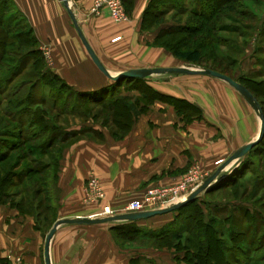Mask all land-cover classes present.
<instances>
[{
  "label": "crops",
  "instance_id": "1",
  "mask_svg": "<svg viewBox=\"0 0 264 264\" xmlns=\"http://www.w3.org/2000/svg\"><path fill=\"white\" fill-rule=\"evenodd\" d=\"M10 1L32 28L46 69L86 95L117 90L93 63L62 0ZM149 1L132 0L128 19L115 22L106 8L92 13L95 0H69L83 36L110 74L171 67L169 52L152 46L157 32L141 28ZM194 76L206 75L175 74L172 80L148 83L162 95L197 106L200 117L187 122L168 101L155 99L123 138L102 130L101 141L82 139L63 149L56 178L60 207L49 229L38 228L32 214L0 204V264H45V239L58 220L104 217L98 213L107 207L115 215L126 213L125 207L142 199L146 189L177 185L194 165L211 173L216 161L254 140L257 115L251 105L228 83L210 76L214 90L199 95L188 81ZM92 175L104 197L85 204L86 180ZM167 220L157 215L138 222L159 227ZM116 225L123 222L59 225L49 244L50 264H129L139 254L156 264H177L168 251L122 245L114 237Z\"/></svg>",
  "mask_w": 264,
  "mask_h": 264
},
{
  "label": "rangeland",
  "instance_id": "2",
  "mask_svg": "<svg viewBox=\"0 0 264 264\" xmlns=\"http://www.w3.org/2000/svg\"><path fill=\"white\" fill-rule=\"evenodd\" d=\"M121 1L128 19L124 1ZM152 5L153 8L150 11L147 22V25L152 22L149 25L151 26L149 30L156 31L157 36L162 30L168 31L178 27L177 33L169 34L165 38L171 43L179 42L178 46L180 48L199 49L201 53V61L191 63L178 59L169 49L161 47L166 49L174 58L168 66L193 69L214 68L235 79L246 81L255 95V90L257 89L264 93V0H154ZM8 7L12 8L10 3ZM153 13L155 15H152ZM7 15L10 17V24H17L18 26V31H20L18 38L25 39L27 37L25 35L27 28H24L26 27V20L12 9ZM11 40L16 41V38ZM17 43L18 41L4 47L3 51L0 50V55L4 58L0 64V80L2 79L0 81V102L2 104L1 107L9 109L10 114L13 115L14 113L16 117H21V138L15 139L6 135L1 136V138L6 141V143H3L4 145L10 143L19 145L18 149L9 151V162L13 163L19 155H25V159L20 160L19 166L13 170L15 171L14 173L24 175L25 172L29 171L28 167L34 168L38 173H29L21 186L9 189L10 194L4 201L8 203L7 205L9 203L17 204L23 198L30 202L32 200V193L36 190L40 194L37 193L35 195L36 199L34 202L38 203L40 201V206L39 209H34L31 213H44V215H51L50 213H52L55 215V213H58L60 204L59 191L53 174L55 162L63 151L58 154L59 148L62 145L60 141L63 138H67L66 143L71 141V144L82 139L101 141L97 139V134L102 133V130H106L111 137L112 133L118 132V130L116 126H112L111 124H109L110 127L102 124L106 113L101 110L98 112L100 118L95 121L90 117L83 118L77 116L76 112L74 114L71 113L70 109L75 99V91L60 89V92H58L59 83L54 81L52 77H49V71H44L45 68L43 66L41 69L29 67L39 55L37 53L28 54L31 51H36L37 47H20ZM152 46L160 47L156 46L154 41L152 42ZM21 55H26L25 59L28 60V64L23 74L17 76L20 68L19 66L15 69L13 68L16 67V62ZM44 57L45 55L43 54V61L46 65L47 62ZM11 69L10 76L1 75L3 71L9 72ZM42 73H45L44 75L48 77V80L41 78ZM174 77L175 74H163L152 75L144 79L146 80L145 83L152 88L148 83L149 81L160 83L162 80H172ZM188 79V81L193 83L192 87L199 95L200 92L205 94L208 93V90L210 93L211 90H214L213 83H210L212 80L207 78V76H194V78ZM49 80L53 82V85L48 83ZM129 84L130 86L135 85L128 82L125 83L126 86L123 85L117 89L124 94L127 93V96L132 101L140 95L139 90H136L138 88L149 95V91H146L143 86L135 85L136 89H128ZM18 90H20V93L16 94ZM135 91L138 92V95L135 93L133 95L129 94ZM29 93L32 96L27 99ZM58 94L62 99L68 95V107H60L62 104L56 100ZM41 97L56 105V110L46 108L48 110L47 119H45L46 126L48 127L46 131H40L36 125L33 127L32 123L29 124L30 112L36 108L35 105L33 106L34 102L32 101L38 102L36 99H40ZM257 98L264 119V96H257ZM161 100L164 99L161 98ZM22 103H24L23 106L18 107V109L15 108V106H19ZM142 104V102L139 103L138 107H141ZM90 108H92L90 110L91 113L99 110V107L95 106H90ZM58 111L60 114H57ZM61 111H64V114H61ZM12 115L11 117L13 118L14 115ZM256 115V134H258L261 126V117L257 113ZM0 119V128L14 129L11 118L8 119L0 115ZM49 137L52 138L53 143L50 148H46L50 140ZM258 147L242 158V160L246 159V162L241 166L242 160L240 161L238 165L240 167L236 171L240 172L238 176L240 175L241 179L236 178L237 174L226 179V181L236 179V183L233 186L215 188L210 190V192L205 191L195 198L196 206L204 214L203 221L208 223L211 221V218L214 219L213 227L219 232L217 236L212 237L211 241L210 250L212 249L211 251L214 252V259H211L212 264H264V142ZM1 149H4V147L0 146ZM221 163V160L220 162L216 161L215 169L211 173H204L197 165L192 166L186 171L179 184L169 186V188L179 186L178 190L176 192H168L158 206L163 208L184 199L201 180L204 181ZM193 176H196L197 180L190 181L189 179ZM94 177L99 182L101 190H103L99 179L96 176ZM88 180L87 178L85 185L86 192ZM217 184L213 187H216ZM27 185H30L32 193L25 192ZM162 188H168V186L148 188L143 197L149 190H159ZM17 192H20V194ZM47 197L48 202L46 201ZM86 198L87 196L84 203H91ZM49 205L53 210L49 211L47 209ZM189 210L190 208L185 213ZM179 214L180 212L176 210L162 214L163 218L166 216L169 220L159 227L150 226L146 223L139 224V222L137 224L142 230L165 228L173 222H175V227L178 223L184 222L183 218L179 221L175 220ZM46 228L49 229V226L46 225ZM185 235L183 234L181 238L174 236V239H172L175 243L177 241L176 238L181 239L183 242L182 248L177 250L148 247L150 242L142 240L137 243L125 242L124 244H127L126 247H134L139 250L154 249L162 252L168 251L174 255L173 258L177 264H188L184 260L188 255L185 251V247L187 246L184 240ZM214 239L221 240L226 245V251L223 252V256H219L220 254L218 255L215 251L216 246H214V242L217 243V241ZM190 241L194 245L196 244L195 238L191 237ZM119 242L121 243V241ZM121 244L123 245V243ZM190 252L191 250H189ZM150 259L153 260V264H156L155 259Z\"/></svg>",
  "mask_w": 264,
  "mask_h": 264
},
{
  "label": "trees",
  "instance_id": "3",
  "mask_svg": "<svg viewBox=\"0 0 264 264\" xmlns=\"http://www.w3.org/2000/svg\"><path fill=\"white\" fill-rule=\"evenodd\" d=\"M123 1H124V5L126 7L125 9L127 12L129 9V5L132 4V0H123ZM153 1L154 0H150L148 2L147 7L143 13L142 22H141V28L143 30H149L151 27L149 25L152 22H150V24L148 23V25H147V22H148L150 11L153 8V5H152ZM9 3L12 8L8 7ZM11 9L18 12L12 1L0 0V50L3 51L4 47L10 44H13L16 41H18L17 44L20 47L36 46L37 47L36 51H33V52L31 51V53H29L28 55L37 53V55L39 56L29 65V67L30 68L33 67L34 69L35 68L41 69L43 66L45 68L44 71L48 72L49 70L46 69V65L44 64V61H43V54L38 49L37 40L33 35L32 28L27 22L25 23L26 27H24V28H27L25 30L26 32L25 35L27 37L25 39L18 38L19 37L18 34H20V31H18L19 30L18 26L17 24L15 25L10 24V20H9L10 17L7 15ZM152 15H155V13H153ZM20 16L24 18L22 14H20ZM177 30H178V27L173 30L160 31L155 37L154 43L156 44V46L169 49L173 53V55L180 60L191 62V63L200 62L201 53L199 49L180 48L178 46L179 42L176 41V42L171 43L170 41H168V39L165 38L169 34L177 33ZM13 38L14 39L16 38V41L15 40L12 41L11 39ZM25 56L26 55H23V56L21 55L19 57V60L16 62V67L13 68L15 69L19 66L20 70H18L17 76L23 74V72L27 69L25 67L28 64V60L25 59ZM3 60H4L3 56L0 55V64L1 62H3ZM204 68L212 69L220 73L226 74L214 68H210V67H204ZM11 72H12V69L9 72L3 71L1 75L4 74V76L8 77L10 76ZM44 74L45 73H42L41 78L43 80H48V77ZM49 77H52L54 81L59 83L58 92H60V89L61 90L67 89L69 91L70 90L75 91L67 83H65L59 76L55 75L54 73L50 72ZM233 79L242 83L254 95L256 99H258L257 96H264V93H262L259 89L255 90L256 91V95H255L252 88L247 85L246 81L235 79V78ZM128 82H131L132 84L134 83L135 85L143 86L146 89V91H149V95L148 93H145L144 91H142L140 88L136 89L135 85L130 86V84L128 85V89L135 88L136 90H139L140 95L137 98H134L135 99L134 101H132V99H130L127 95H122V93L117 88H119L122 85V83L123 85H125V83H128ZM145 82L146 80L144 78H127V79H123L117 82H113L112 86L116 87L117 90H114V91L112 90L109 94L104 93L102 95H98V94L86 95L84 93L75 91L74 93L75 99L73 101V104L71 105L70 111L73 114L76 112L77 116H81L83 118L90 117L94 121L100 118V114L98 112L100 110L103 111L104 113H106V117L103 118L102 124L107 125L108 127H110L109 124H111L112 126H116L118 130V132L112 133V137H114L115 139H121L124 136H126V134H128V132L131 130V127L134 123L136 116L146 112L148 105L154 102L155 99L162 98L165 101H168L175 108L178 114L182 115L183 118L187 122L191 121L194 118H198L201 116L202 112L197 106L191 104L190 102H187L185 100H181L175 97H167L165 95L163 96L159 94L158 92H156L151 87H149ZM48 83L53 85V82L50 80L48 81ZM19 93H20V90L16 91V94H19ZM31 96L32 94L29 93L27 99H29ZM36 100H38V102L32 101L34 102L33 106L35 105L36 108L32 109L30 112L31 117H30L29 124L32 123L33 127L34 125H36L40 131H46L48 129V127L46 126V121H45V119H47V111H48L46 108H49L51 110H56L55 108L56 105H54L53 103H50V101L48 102L46 99H44V97H41L40 99H36ZM56 100L57 102L62 104L60 105V107L61 106L68 107V104H69L68 95L64 99H62L59 97V94H58V96H56ZM141 102L143 103L142 106L138 107L139 103ZM23 104L24 103H22L19 106H15V108L18 109V107L23 106ZM1 105L2 104L0 102V115H3L8 119L11 118L12 120L11 122L14 124L12 125L14 128L12 130L8 128H0V146L4 147V149L0 150V204L7 205L8 203L4 201V199L8 198V195L10 194L9 189L13 187L21 186L24 183L25 178L28 177L29 173L35 174V173H38V171L35 170L34 168L28 167L29 171L25 172L24 175L14 173L15 171L13 170L19 166L20 160L22 161L25 159V155L24 154L19 155L17 160H15L13 163L9 162L10 161L9 151L18 149L19 145L14 144V143L4 145L3 143L4 142L6 143V141L5 139L1 138V136L6 135V136H9L15 139L16 138L19 139V137L21 138L20 136L21 135L20 133L21 117L20 116L16 117L14 113H13L14 115L13 116L12 114L9 113L10 112L9 109L2 108ZM90 106L99 107V110L94 113H91L90 110L92 108H90ZM58 113L60 114L59 111L57 112V114ZM61 114H64V111H61ZM11 115L13 116V118L11 117ZM0 124H1V119H0ZM97 135H98L97 137L98 140H103L104 136L102 133H98ZM49 139L50 140H49V143H47L46 148H50L52 146V143H53L52 138L49 137ZM66 140L67 138L66 139L63 138L60 141L62 145L59 148L58 154L64 148L69 146V144H71V141L66 143ZM263 142H264V138L256 146H254L248 153L259 148L258 146L262 144ZM60 154L62 155V153ZM60 158L61 156L58 157L54 165L55 170H54L53 177L55 180H57L56 179L57 169H58V163H59ZM245 162H246V159H243L240 166L243 165ZM240 166L236 167L225 179L220 181L216 185V187L209 189L207 192H210V190H213L215 188L217 189L222 188L223 186H226V187L233 186L236 183L235 181L236 179L227 180V181L226 179L227 178L229 179L230 176H234L236 174H237L236 178L241 179V176L240 175L238 176L240 172L236 171ZM25 192L32 193L30 185L26 186ZM17 193L20 194V192H17ZM37 193L39 192L36 190L34 193H32V200L30 202L24 200L23 198L17 204L9 203V205L12 208H16L17 210H19L20 213L32 214L36 220V226L38 228H44L47 230L48 228H46V225L49 226L50 228V226L54 222V215L52 213H50L51 215H44V213H34V212L31 213L34 209L35 210L39 209V206H40L39 205L40 201L38 203L34 202V200L36 199L35 195ZM46 201L48 202V197ZM195 203H196V199H194L193 201L185 204L184 206L176 210V211H179L180 214L177 215L175 220L179 221L181 220V218H183L184 222L178 223L175 227H174L175 222H173L170 226L165 227V228L143 229L142 230V228L138 227V224H137L138 221L123 222V225H120V226L116 225L112 227V230L114 231V237L117 241H121V243L123 244L125 242L137 243L138 241L142 240V241L150 242V245L148 247H153L156 249L164 248L167 250H171V249L177 250V249L182 248L183 242L181 241V239L176 238L177 241L175 243L172 241V239H174V236H178L179 238H181L183 234H186L184 237V240L188 247L187 246L185 247L186 248L185 251L188 253V255L185 257L184 260L188 264H212L211 259H214L213 258L214 252L211 251L212 249L210 250L211 245H212L211 241H212V237L217 236L219 232L216 231V229L213 227L214 219L211 218L210 219L211 221L208 223L203 221L204 214L201 211V209H199L196 206ZM189 208L190 210L187 213H185V211ZM47 209L49 211L53 210V208H51L50 205L47 206ZM191 237L195 238L196 240L195 245L193 244V242L190 241ZM214 240L217 241V243L214 242V246H216L215 251L218 253V255L220 254L219 256H223V252L226 251V245L221 240L220 241L218 239H214ZM189 250H191L190 252L191 255H189L190 254ZM129 264H153V260L145 255L139 254V255H136L135 257H132L130 259Z\"/></svg>",
  "mask_w": 264,
  "mask_h": 264
},
{
  "label": "water",
  "instance_id": "4",
  "mask_svg": "<svg viewBox=\"0 0 264 264\" xmlns=\"http://www.w3.org/2000/svg\"><path fill=\"white\" fill-rule=\"evenodd\" d=\"M64 6L67 8L68 13L74 23V26L78 32V35L88 52L90 58L96 67L110 80L113 82H117L127 78H147L152 75L158 74H187V75H206L210 77H214L220 79L226 83H228L231 87H233L254 109V111L261 117V126L260 131L257 137L248 142L247 144L238 148L232 155H230L226 160H224L217 169L209 175L202 183H200L193 191H191L184 199L170 204L163 208L144 210V211H135V212H126L121 214H113L106 215L104 217H83V218H74V219H60L58 220L48 232L45 245H44V257L45 264H50V256H49V244L51 238L53 237L56 229L59 225L69 223V224H99V223H107V222H134L141 221L152 218L157 215L166 214L172 211L179 209L185 204L193 201L199 194L202 192L208 191L215 184L219 183L223 179H225L240 163L242 158L246 156V154L256 146L263 138H264V119L262 116V109L260 108L257 99L254 95L240 82L234 80L232 77L220 73L218 71L207 69V68H188V67H166V68H142V69H132L125 70L114 75L110 74L108 70L104 67L102 62L99 60L93 49L90 47L85 37L83 36L76 18L75 14L70 6L69 0H62Z\"/></svg>",
  "mask_w": 264,
  "mask_h": 264
},
{
  "label": "built area",
  "instance_id": "5",
  "mask_svg": "<svg viewBox=\"0 0 264 264\" xmlns=\"http://www.w3.org/2000/svg\"><path fill=\"white\" fill-rule=\"evenodd\" d=\"M106 8L110 14V17L115 22H123L127 20V16L124 11V6L121 0H95L94 5L92 7V13L95 15H99L101 10ZM119 39V37L115 38V40ZM220 162V161H219ZM190 181L197 180L196 176H193L189 179ZM201 180L193 190L202 183ZM182 186V185H181ZM179 186L174 188H162V189H153L149 190L147 194L139 200H134L130 202L126 207V212H135V211H144V210H151L160 208L159 203L160 201L166 196L168 192H176ZM104 197L103 191L100 188L99 182L93 176L88 180V187H87V200L89 202H95L99 199ZM180 199V198H179ZM171 202V200H169ZM113 211H111L108 207L105 208L102 212L98 213V216L103 215H113ZM17 264H22L20 261Z\"/></svg>",
  "mask_w": 264,
  "mask_h": 264
}]
</instances>
